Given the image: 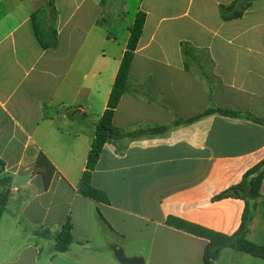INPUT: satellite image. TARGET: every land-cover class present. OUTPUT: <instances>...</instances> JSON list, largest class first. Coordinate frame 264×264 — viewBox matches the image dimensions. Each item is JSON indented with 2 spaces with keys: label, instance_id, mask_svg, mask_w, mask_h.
Segmentation results:
<instances>
[{
  "label": "crops",
  "instance_id": "obj_1",
  "mask_svg": "<svg viewBox=\"0 0 264 264\" xmlns=\"http://www.w3.org/2000/svg\"><path fill=\"white\" fill-rule=\"evenodd\" d=\"M106 1H45V28L52 9L56 13L57 42L48 50L34 37L36 4L19 21L12 8H2L0 193L9 195L0 219V264H119L110 245H135L128 258L145 264H202L207 241L167 226V218L227 236L240 226L242 201L212 199L264 161V126L219 115L173 123L208 108L264 120V0H253L241 19L231 21L221 20L219 7L235 0H115L123 35L120 41L110 35L101 40L117 49L113 55L96 54L90 43L106 24ZM181 2L187 3L184 13H163L171 7L164 3ZM138 13L145 22L128 75L130 90L113 126L123 133L168 129L103 147L91 185L106 193V205L80 196L78 186ZM165 30L178 34L168 41ZM182 43L189 57L181 53ZM80 64H89L85 74L75 71ZM102 73L108 76L99 114L88 112L91 107H65L97 100ZM39 154L54 168L48 187L34 170ZM15 179L26 180L25 188L14 186ZM256 205L247 240L264 246V182ZM68 221L72 244L56 254L55 238Z\"/></svg>",
  "mask_w": 264,
  "mask_h": 264
},
{
  "label": "trees",
  "instance_id": "obj_2",
  "mask_svg": "<svg viewBox=\"0 0 264 264\" xmlns=\"http://www.w3.org/2000/svg\"><path fill=\"white\" fill-rule=\"evenodd\" d=\"M252 2L253 0H235L228 6H220L219 14L221 20L231 21L241 19L244 13L251 7ZM50 6L52 7L53 4L50 3ZM55 14L54 9H52L51 25L47 28L43 27L40 18H37L36 16L32 17L34 37L40 48L43 50L52 49L56 46V31L54 28L56 20ZM144 22L145 15L138 13L129 30V39L127 41L126 50L123 54L112 85L106 109L98 122L95 136L87 156L85 171L81 176L78 186V194L80 196L106 205L109 204V199L106 193L91 185L92 172L100 158L103 147L107 143L116 142L125 137L136 138L141 135H157L166 132L168 129V127L163 126L135 133H123L113 126L115 110L117 109L121 98L130 90L128 75L133 62L134 52L142 34ZM181 53L185 57L190 56L191 53L187 44H181ZM211 115L237 119L244 117V119L248 121L264 126V120L258 119L249 113L235 112L221 108H208L203 113L189 120L180 122L177 120L173 125H178L180 123H193L202 117ZM34 170L40 171V173L43 174L45 186L48 187L51 179L48 175V170L54 171V168L43 154L37 156ZM262 182H264V161L259 162L256 166L246 171L238 185L220 193L212 199L213 202H216L227 198H236L244 203L240 226L238 230L230 236L214 232L174 217H168L166 225L207 241V245L203 251L202 264H215L218 261L221 252L226 249L264 260V246L254 244L247 240L249 228L256 211V201L259 198ZM235 190L237 191L236 195L233 194V191ZM8 195L9 193L7 191L0 193V219L5 211L8 202ZM71 230L72 227L68 221L55 238V244L53 247L54 253L62 254L69 250L73 240Z\"/></svg>",
  "mask_w": 264,
  "mask_h": 264
},
{
  "label": "rangeland",
  "instance_id": "obj_3",
  "mask_svg": "<svg viewBox=\"0 0 264 264\" xmlns=\"http://www.w3.org/2000/svg\"><path fill=\"white\" fill-rule=\"evenodd\" d=\"M2 0H0L1 2ZM23 3L20 2V0H10V2L8 3L7 0L5 1V3H0V19L2 21V12L3 9H9L12 11L13 13H15L16 19L19 21L20 17L23 15L24 12H31L34 10V5L36 4L38 7V11L36 12L34 16H36L37 18H40L42 16L41 11H43L42 9L45 7L44 2L47 0H21ZM163 5H170L171 7H166L165 10L163 11V13H184L186 7H187V3L186 2H181V3H164ZM5 6V7H3ZM45 9V8H44ZM120 9H121V5L119 2L115 1V0H107L105 7H104V12H103V17L104 20L106 21V24H101V29L97 28L94 33H92V35L90 36V43L91 46L95 45L96 48L94 50V52L97 54L98 52L101 53V50H103L105 53L107 54H111L113 55L115 50H117L115 47L110 48L111 46H108L107 43H101V40L104 39V35H110L113 38H116L118 41L121 40V37L123 35V30H121V24L122 22L119 20L120 17ZM46 12V11H45ZM46 14H48L46 12ZM41 22L43 27H46L44 18L41 17ZM184 20V19H183ZM182 21V20H181ZM128 21H126L127 23ZM166 32L168 31V36L166 37V39L169 41L170 39H172L173 37H175V34H178L177 30H165ZM164 32V33H166ZM215 42H218V40H215ZM216 44V43H215ZM87 46H85V50H84V54L87 53ZM201 55L200 53L198 54V56ZM206 54L202 55L203 59H206L204 57ZM201 57V56H200ZM91 67V66H90ZM193 71L196 72V68H192ZM206 69V68H204ZM79 71L81 74L82 73H86V70H89V64L88 65H83L80 64V67H78V65L75 68V71ZM78 74L79 76H81V74ZM199 73V72H197ZM108 74V73H107ZM107 74H101L99 76L100 80L102 81L101 84H97V90L99 92V94L97 93V97L95 99V101H92L90 103V105L85 104L84 102H77L74 103V106H65L67 107V109L70 108H84V109H88V107H91L92 110H87L88 112H90L92 115H97L100 113L101 107H102V101H98L99 100V95L103 94V91H105V89L107 88V82L105 81V76ZM108 76V75H107ZM196 79V78H195ZM105 83V84H104ZM0 172H1V167H0ZM14 186H20L21 188H25V182L26 180H14ZM22 193H24L22 191ZM123 249V248H122ZM124 254L126 257H128L130 254H132L135 251V245L132 246H124ZM255 259H253L252 257H249L248 255H244L241 253H236L232 250L226 249L223 250L220 254V257L218 259V261L215 264H253V262Z\"/></svg>",
  "mask_w": 264,
  "mask_h": 264
},
{
  "label": "water",
  "instance_id": "obj_4",
  "mask_svg": "<svg viewBox=\"0 0 264 264\" xmlns=\"http://www.w3.org/2000/svg\"><path fill=\"white\" fill-rule=\"evenodd\" d=\"M233 194L236 195L237 191L236 190L233 191ZM110 250L112 251L115 260L119 264H145V261L143 258H139V257L128 258V257H126L122 248L117 246V245H110Z\"/></svg>",
  "mask_w": 264,
  "mask_h": 264
}]
</instances>
